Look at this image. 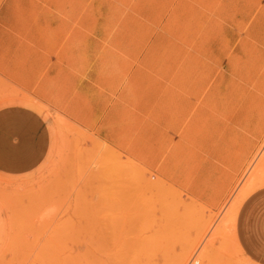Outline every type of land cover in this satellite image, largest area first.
I'll list each match as a JSON object with an SVG mask.
<instances>
[{
  "label": "rangeland",
  "instance_id": "1",
  "mask_svg": "<svg viewBox=\"0 0 264 264\" xmlns=\"http://www.w3.org/2000/svg\"><path fill=\"white\" fill-rule=\"evenodd\" d=\"M263 7L101 0L102 57L163 60L181 88L191 72L198 91H236L241 48L224 29L239 17L252 45L264 33ZM53 119L52 147L39 167L0 171V264H250L234 228L244 197L264 185V140L215 207L59 114Z\"/></svg>",
  "mask_w": 264,
  "mask_h": 264
},
{
  "label": "crops",
  "instance_id": "2",
  "mask_svg": "<svg viewBox=\"0 0 264 264\" xmlns=\"http://www.w3.org/2000/svg\"><path fill=\"white\" fill-rule=\"evenodd\" d=\"M236 23L224 31L237 36L243 87L198 91L196 75L181 88L163 60L102 57L101 0H0V171L39 167L59 114L201 202L223 204L264 140V33L249 45ZM234 232L244 258L264 264V185L242 202Z\"/></svg>",
  "mask_w": 264,
  "mask_h": 264
},
{
  "label": "bare ground",
  "instance_id": "3",
  "mask_svg": "<svg viewBox=\"0 0 264 264\" xmlns=\"http://www.w3.org/2000/svg\"><path fill=\"white\" fill-rule=\"evenodd\" d=\"M129 172V171H128ZM264 180V179H263ZM264 183V182H263ZM263 183H262V185H263ZM254 185V184H253ZM252 185V186H253ZM251 188V187H250ZM250 188H249V190H250ZM253 189H254V187H253ZM249 192V191H248ZM248 192L246 193V194H248ZM250 192H251V190H250ZM245 195V194H244ZM162 197V196H161ZM244 198H246V196L244 197ZM242 204V203H241ZM238 209H239V207H238ZM148 212V211H147ZM237 215V214H236ZM172 224V223H171ZM130 226V225H129ZM208 227H210V226H208ZM173 229V228H172ZM183 232V231H182ZM176 234V233H175ZM188 234V233H187ZM188 238V237H187ZM187 238H185V240H188ZM182 244V243H181Z\"/></svg>",
  "mask_w": 264,
  "mask_h": 264
}]
</instances>
